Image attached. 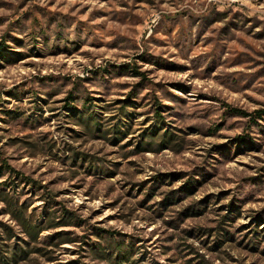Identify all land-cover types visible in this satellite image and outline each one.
<instances>
[{"label": "rangeland", "instance_id": "obj_1", "mask_svg": "<svg viewBox=\"0 0 264 264\" xmlns=\"http://www.w3.org/2000/svg\"><path fill=\"white\" fill-rule=\"evenodd\" d=\"M0 248L264 264V0H0Z\"/></svg>", "mask_w": 264, "mask_h": 264}, {"label": "trees", "instance_id": "obj_2", "mask_svg": "<svg viewBox=\"0 0 264 264\" xmlns=\"http://www.w3.org/2000/svg\"><path fill=\"white\" fill-rule=\"evenodd\" d=\"M231 111L233 113L246 114V113L239 112L235 109H232ZM7 169L11 170V168L9 166H7ZM12 215H13V220L15 222H17L18 225L21 227L22 232L25 233L26 235H28L34 241L37 240V238L41 232L46 230L44 227H42V226L40 227V225L33 224L32 221L24 218L23 215H21V212L12 211ZM68 222H69V220H67V221L63 220L62 222H58L55 224L48 223V225H47L48 227H46V228L54 229V228H58L61 226H67V224H69ZM3 252H5V251L0 248V264H9V261H15V259L17 257V250H15L13 256L11 257L12 260H10V259H8V257L4 256Z\"/></svg>", "mask_w": 264, "mask_h": 264}]
</instances>
